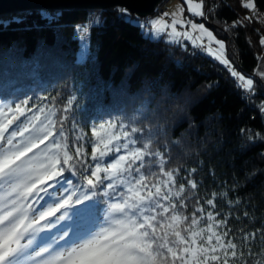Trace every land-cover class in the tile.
Returning a JSON list of instances; mask_svg holds the SVG:
<instances>
[{
  "label": "trees",
  "instance_id": "1",
  "mask_svg": "<svg viewBox=\"0 0 264 264\" xmlns=\"http://www.w3.org/2000/svg\"><path fill=\"white\" fill-rule=\"evenodd\" d=\"M240 2L206 0L204 8L213 12L208 22L201 21L225 40L226 57L237 72L254 80V93L242 90L241 82L200 47L171 43L166 34L147 37L136 23L142 21L121 16L118 7L100 12L84 60L78 58L81 37L76 29L94 11L37 10L0 16V121L11 119L8 109L27 98L25 117L47 111L57 129L62 121L66 143L82 145L89 164L94 163L91 153L97 142L93 129L119 136L114 144L128 143L124 133H130L128 139L136 143H129L128 150L150 142L152 151L163 154L165 170H175L173 191L181 184L185 187L181 199L187 206L177 205L178 210L191 217L202 206L205 213L197 212L198 219L211 211L215 220H226L214 231H227L225 241L237 244L238 257L244 253L230 258L229 264H264V78L258 74L264 72L260 44L264 26L256 17L245 20L253 13ZM254 2L264 16V0ZM45 12L53 18L47 19ZM238 20L242 26L228 28ZM25 117L12 127L27 122ZM122 154L124 150L112 153L104 163ZM159 164V156L145 158L141 171L149 183L155 182L150 174L158 173ZM76 179L83 183L79 172L74 183ZM188 180L197 187L192 189ZM99 199L104 202L74 217L82 233L104 223L98 218L110 201ZM209 199L214 206L206 203ZM207 223L211 222L199 219L198 226Z\"/></svg>",
  "mask_w": 264,
  "mask_h": 264
},
{
  "label": "snow or ice",
  "instance_id": "2",
  "mask_svg": "<svg viewBox=\"0 0 264 264\" xmlns=\"http://www.w3.org/2000/svg\"><path fill=\"white\" fill-rule=\"evenodd\" d=\"M188 4L194 15L205 16L202 2L193 5L192 0H188ZM242 6L253 13L245 20L258 18L254 0H247ZM117 11L121 16H131L125 8L118 7ZM209 12L213 9L209 8ZM42 15L49 20L53 18L46 12ZM92 22L99 23V19ZM136 23L157 34L169 27L163 19L150 20L147 25L137 19ZM177 23L183 22L172 21V39L178 42L176 38L183 36L195 44L188 32H177ZM188 23L192 30L206 33L223 52L224 43L215 40L204 24ZM237 25L242 26L243 21H235L231 27ZM78 29L84 30L82 26ZM260 44L264 46V37ZM207 51L212 52L211 47ZM215 58L241 82L242 90L254 93L252 78L238 73L222 55ZM258 74L264 78V72ZM27 104V98L15 103L14 109H8L13 112L12 118L0 121V190L3 191L0 195V264H209V261L229 264L230 258L243 257V252L238 257L237 244L232 239L225 241L227 231H214L226 225V220H215L209 211L199 219L211 223L197 229V212L205 213V209L197 208L191 217L178 210L177 205L180 209L187 206L181 199L185 187L181 184L173 191L175 170H165L163 154L152 151L150 142L128 150L129 143H136L128 139L130 133H124L128 143L114 144L119 136L105 139L93 129L92 134L98 139L92 146L94 163L89 164L82 145L66 143L62 121L59 129L51 120L33 123L39 118L25 117ZM20 117H25L27 122L21 121L13 128ZM108 126L116 127L111 123ZM99 127L104 128V125ZM76 139L79 141L82 137ZM122 150L124 154L104 163L110 154ZM149 156L160 158L158 173L150 174L156 177L152 183L141 171ZM66 172L69 175L66 176ZM78 172L83 183L80 179L74 183ZM129 176L131 179H127ZM187 183L192 189L197 187L194 180ZM101 196L109 197L110 201L104 215L98 218L104 223L82 233L74 217L103 203ZM206 203L214 206L212 199Z\"/></svg>",
  "mask_w": 264,
  "mask_h": 264
},
{
  "label": "rangeland",
  "instance_id": "3",
  "mask_svg": "<svg viewBox=\"0 0 264 264\" xmlns=\"http://www.w3.org/2000/svg\"><path fill=\"white\" fill-rule=\"evenodd\" d=\"M201 2L203 4V7H202L201 10L204 11V13L208 12V14H210L209 13V9L208 8L207 9L204 8L206 0H192V4L193 5H195L197 3H201ZM245 2H247V0H241L240 3H241V7L242 8H244L242 6V4L245 3ZM156 10H157L158 14H160V15H157V16L153 15L152 17H149V18L140 19L142 21L141 23L147 25V22L150 21V20L163 19L169 25V27L164 29L160 34H157L154 31H150L148 29L143 28V30L147 34V37L149 36V37H151L153 39V38L162 37V35L166 34L165 37H166L167 41H169L171 43H182V44H185L186 42H188L191 45H193L194 47H200L204 53H206L207 55H210V56H212L214 58H215L216 55H222L223 57L227 58L226 55H225V50H226V42H225V40L220 39L218 36H216L215 33L206 25V23L201 21L203 19V17L196 16V15L193 14V12H191L189 10L188 0H165L163 3H161L158 6V9H156ZM100 12L101 11L92 12L89 21L84 23L83 25H81L84 28L83 31L79 30L78 27L76 29L78 34L81 37V47H80V50L78 52L79 60H84L87 57V54L89 52V45H90V31H91V27L94 24H98V23H93L92 21L98 18L99 19V23H100V19H101V13ZM173 13H175L176 15H173ZM165 14H167V15H165ZM249 15L252 16L253 14L249 13ZM171 18L173 20L175 19L177 21H182L183 22V23H177L176 24L177 32H180V33L188 32L192 36L193 40H195V44L191 40H188L187 38H185L183 36H180V37L176 38V40L178 42H176V41H174L172 39L171 27H170L172 22H169L168 20H167L168 22L166 21V19H171ZM189 21H191L192 23H195L197 25L204 24L205 28H207L210 32H212L213 36L215 37V40H219V41H222L224 43L225 49L223 50V52L222 53L220 52L219 45H217L215 43V41H210L208 39L206 33L205 34H201L198 29L197 30H192L190 24L188 23ZM209 47H211L212 52L207 51V48H209ZM240 74H242V73H240ZM246 78H248V77H246ZM33 116H36V117L39 118L38 120L32 121L33 123H37V124L40 121H44L46 123L48 120H51V115L47 111H43V112H39L38 111L37 113H34V114H32V115H30L28 117H33ZM98 132L100 134V137H103L105 139L115 137L114 134H112V132L109 131V130H105L104 129V130H101V131H98ZM100 175H102V174H100ZM198 228H201V227L197 225V229Z\"/></svg>",
  "mask_w": 264,
  "mask_h": 264
},
{
  "label": "water",
  "instance_id": "4",
  "mask_svg": "<svg viewBox=\"0 0 264 264\" xmlns=\"http://www.w3.org/2000/svg\"><path fill=\"white\" fill-rule=\"evenodd\" d=\"M165 0H0V16L37 10L84 9L106 11L125 8L139 19L152 17Z\"/></svg>",
  "mask_w": 264,
  "mask_h": 264
},
{
  "label": "built area",
  "instance_id": "5",
  "mask_svg": "<svg viewBox=\"0 0 264 264\" xmlns=\"http://www.w3.org/2000/svg\"><path fill=\"white\" fill-rule=\"evenodd\" d=\"M157 9H158V8H157ZM161 13H162V12H161ZM257 14H258V17H259L258 19L264 22V16H263L260 12H257ZM203 19H204L206 22L209 21V18H208V12L205 13V16H203ZM167 20H168L169 22H172V21H173L172 18H171V19H166V21H167ZM168 21H167V22H168ZM232 24H233V23H229V24H228V27H229V28H232V27H231Z\"/></svg>",
  "mask_w": 264,
  "mask_h": 264
},
{
  "label": "bare ground",
  "instance_id": "6",
  "mask_svg": "<svg viewBox=\"0 0 264 264\" xmlns=\"http://www.w3.org/2000/svg\"><path fill=\"white\" fill-rule=\"evenodd\" d=\"M160 15V14H159ZM209 15V14H208ZM257 20H259L258 18H257ZM206 22V21H205ZM259 22L264 26V22L263 21H261V20H259Z\"/></svg>",
  "mask_w": 264,
  "mask_h": 264
}]
</instances>
